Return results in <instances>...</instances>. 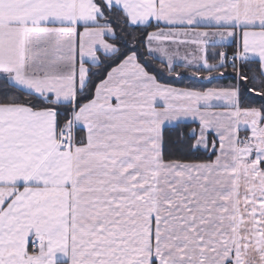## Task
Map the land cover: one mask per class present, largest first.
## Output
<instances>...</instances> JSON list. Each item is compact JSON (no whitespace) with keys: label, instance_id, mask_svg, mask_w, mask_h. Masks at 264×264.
Instances as JSON below:
<instances>
[{"label":"snow or ice","instance_id":"1","mask_svg":"<svg viewBox=\"0 0 264 264\" xmlns=\"http://www.w3.org/2000/svg\"><path fill=\"white\" fill-rule=\"evenodd\" d=\"M0 264H264V0H0Z\"/></svg>","mask_w":264,"mask_h":264},{"label":"trees","instance_id":"2","mask_svg":"<svg viewBox=\"0 0 264 264\" xmlns=\"http://www.w3.org/2000/svg\"><path fill=\"white\" fill-rule=\"evenodd\" d=\"M154 67L159 68V62L158 61L154 63ZM181 70L184 71L183 69H181ZM184 75L185 76H190L191 73L190 72H187V71H184ZM205 75L206 74H203L200 77L194 78V82H195V84H196L197 87H210V86H213V85H216V84H224V85H226V84H229V83H232L233 82V80L230 79V78H224V79L212 80L211 84H209L207 82V80L204 79V76ZM227 75L230 76L231 74L229 73ZM185 82H187V81L181 82V84H183Z\"/></svg>","mask_w":264,"mask_h":264}]
</instances>
